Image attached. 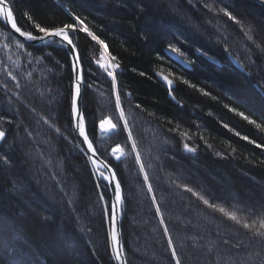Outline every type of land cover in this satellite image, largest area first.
Wrapping results in <instances>:
<instances>
[{
    "label": "trees",
    "instance_id": "obj_1",
    "mask_svg": "<svg viewBox=\"0 0 264 264\" xmlns=\"http://www.w3.org/2000/svg\"><path fill=\"white\" fill-rule=\"evenodd\" d=\"M70 13L105 41L120 65L119 92L140 161L123 129L110 135L109 150L119 145L124 159L113 160L99 144L100 113L108 110L118 122L115 90L110 78L91 76L90 57L100 45L78 31L75 42L90 85L84 94L88 131L124 189L129 264H174L161 213L182 264H264V242L242 227L254 221L253 228L264 231V131L250 123L264 128V0H15L19 25L34 35L42 34L37 23L49 29L78 24ZM248 28L253 40L244 34ZM170 46L180 49L192 71L166 55ZM28 48L50 49L67 71L37 75L29 84L33 90L27 94L25 87L20 99L0 87V126L6 133L0 143V264H117L103 210L111 204L109 193L73 133L69 56L61 46ZM162 74L175 82L174 90L161 82ZM49 88L59 97L50 112L44 104ZM70 142L79 152L70 150ZM184 186L217 209L235 212L239 223Z\"/></svg>",
    "mask_w": 264,
    "mask_h": 264
},
{
    "label": "snow or ice",
    "instance_id": "obj_2",
    "mask_svg": "<svg viewBox=\"0 0 264 264\" xmlns=\"http://www.w3.org/2000/svg\"><path fill=\"white\" fill-rule=\"evenodd\" d=\"M205 7H208V5H205ZM224 12V15L227 16L230 20L234 21L236 24L240 25L241 28H244V25L241 23L239 19H237L236 16L232 15L231 12L227 10H221ZM14 12H15V0H0V19H5L7 21L11 22V28L15 29L16 32H18L21 36H24L27 40H48L50 44L56 43L60 46L67 45V51L69 53L70 58V67L72 69V73L74 76L72 88V96H71V103H70V110H71V116L75 117L78 121L76 123V128L78 129V134L82 137V143L86 144V150L85 155L87 156L88 160L92 165H96L98 163L99 159V153L97 152L96 147L94 146L93 140L90 139L88 133L86 132V121L85 117L82 112L81 108V101H82V87H89L90 85L85 84L84 79V68H83V62L81 59V54L77 46V42H75V38L77 37V33L83 32L86 33L88 37L91 38L92 41H96L99 45L102 46V52L100 53L101 59L104 58L106 54H108L109 49L108 45L105 43L104 40L100 39L99 36H97L95 33L89 30L88 25L84 22L83 19H81L79 16L73 15V18L76 23H68L65 24L63 27H56L53 29H49L47 27H41L40 24H36L35 27L38 29L40 33H42V36H36L33 35L31 32L28 31H21V28L17 26V21L14 18ZM31 18V17H29ZM251 33V28H248L245 30L244 34L247 36L249 40H253ZM255 43V41H254ZM256 46L260 48L259 43H256ZM20 48H24L23 43L19 44ZM171 51L173 53H180V49L170 46ZM264 51V48L261 49ZM28 55H32V53H28ZM181 55H183L181 53ZM112 60H115V57H111ZM95 63L99 68H102L105 72V74L111 79L112 87L115 90V107L118 109V116L117 122H113V119L111 117H108L106 119H100L97 124L98 130H103L106 132L109 131H116L119 129H123L126 131L127 139L131 142L130 146L135 154V158L137 161H140V153L137 149V141L133 138V131L129 127V122L125 116L124 107L122 106L121 101V95L119 92V86L117 82V74L115 69L119 68V64H103L100 60H96ZM7 75L11 77L13 81H17V77L13 75L11 72H8ZM162 79L166 82L167 86L171 90L173 81L168 79L167 76H163ZM184 83H188V81H184ZM19 86V82L17 81V87ZM5 88H7V85H4ZM203 92V90H201ZM204 95H210V93L204 92ZM130 95V93H129ZM138 107V106H137ZM235 111V110H233ZM239 115L243 117L245 120H248V117L243 113L240 112ZM47 122V121H45ZM250 123L256 124V127L260 129L261 131H264V128H261L260 124H257L255 120L250 121ZM107 125V127H105ZM224 127H228L227 124L224 125ZM57 132L60 131V129H56ZM239 135V133H236ZM5 138V132L0 131V142H2ZM243 139L247 140L248 137L244 136ZM252 143H255V141H252ZM258 147L260 145H257ZM184 148L190 152H194L195 149L190 147L187 143L184 144ZM119 151L121 155H116V152ZM112 155L114 158L119 161L121 159V156L123 155V149L120 148L118 145L116 149H113ZM7 159V158H5ZM140 170L144 172V180L148 181L149 177L146 171H144V164L140 163ZM97 172L99 176L106 181V186L111 187L116 192L115 202L111 203L110 205L105 204V207L103 210L107 211L110 217V221L112 224L111 228V254L113 258L119 262V264H127V255L123 249V245L121 243L120 237L117 232V217L119 215H122V212L118 209V205H122L124 203V198L122 195L121 185L119 179L116 178V172L112 168V166L105 161L103 163V170L97 169ZM109 173V174H106ZM97 187H99V182H97ZM186 190L190 193H193L194 195H197L199 199L203 201L205 205H207L209 208L217 209V205L214 203H210V201L203 196H201L199 193L194 192V190L191 187L184 186ZM148 191L152 192V185L151 183L148 184ZM100 199L103 200V193L101 192L99 194ZM153 203H156V196L153 194L152 196ZM220 213H223V215L227 218H229L232 221H236L239 223L237 214L235 212H229L226 211L224 207H219L217 209ZM156 212L160 213V205L156 203ZM160 223L164 225L163 231L164 234L167 236V244L170 249L171 253V259L174 262V264H182L181 258L177 252V248L173 243L172 236L169 234V228L167 224L164 221L163 214L160 215ZM253 222H246L243 223L242 227L244 229L249 230L253 237L259 238L261 242H264V231H261L259 229L253 228ZM260 227L264 228V220H261ZM227 243V241H225Z\"/></svg>",
    "mask_w": 264,
    "mask_h": 264
},
{
    "label": "rangeland",
    "instance_id": "obj_3",
    "mask_svg": "<svg viewBox=\"0 0 264 264\" xmlns=\"http://www.w3.org/2000/svg\"><path fill=\"white\" fill-rule=\"evenodd\" d=\"M94 42L97 43L96 41ZM20 43L22 42L14 38L5 27L2 28L0 26V87H2L3 92L10 95L9 98L13 97L16 99H20L22 93L27 91L25 87H27L28 89L27 94L30 93V90H33L29 88V84L33 83V80L36 79L37 75H41L44 78L47 77L46 75L59 77L62 74H64V72L67 71L66 67L63 66L62 63L59 62L55 54L50 49L44 48L45 50H42V52L31 51L28 48V46L25 44H23L24 48H20L19 47ZM49 45L60 46L56 43H52ZM102 50H103L102 46L100 45V50L97 52H94L92 57H90L91 64H92L90 70L92 69L91 72L93 74L91 76H93L94 79L98 78V76H100V78L101 77L109 78L105 74L104 70L97 66V64L95 63L96 60H100L101 63L108 64V65H111L114 63V60L111 59V55L109 52L108 54L104 56L103 59H101L100 53L102 52ZM29 52L32 53V55H28ZM117 70L118 68L115 69L116 74H117ZM8 72H11L13 75L17 77V81L19 82L18 87H17V81H13L11 77L7 75ZM5 84L7 85V88L4 87ZM89 89L96 91V88L93 89L92 87H90ZM49 90L50 91L44 95L45 99L44 97H41V98L45 100V103H44L45 107L50 112L51 109H55V110L57 109V106L59 104L58 102L59 97L57 99L54 98L53 89L49 88ZM30 98H32L31 95H30ZM7 104H8V110H5V111H7L6 114L8 116H11L10 115L11 114V101L8 100ZM101 106L102 108L105 106V110H106L105 102H103ZM109 114L110 112L108 110L104 111L100 113L98 119H106L110 117L108 116ZM112 117H115V116H112ZM0 130L4 131L1 126H0ZM65 130L69 134H71L69 127L66 126ZM73 133H74V130H73ZM98 134H99L98 135L99 144L104 148V152L106 153V155L108 154L107 155L108 157L112 158L113 160H116L114 156L112 155L113 150L111 151L109 150L110 145L112 143L111 139H109L110 135H108L106 131H103V130H98ZM70 144H69V147L71 148L70 150L72 152H74V149L77 151L79 150V148L73 145L71 142ZM116 155H121V153L117 151ZM124 157H125V154L123 153L120 160L124 159Z\"/></svg>",
    "mask_w": 264,
    "mask_h": 264
},
{
    "label": "water",
    "instance_id": "obj_4",
    "mask_svg": "<svg viewBox=\"0 0 264 264\" xmlns=\"http://www.w3.org/2000/svg\"><path fill=\"white\" fill-rule=\"evenodd\" d=\"M14 18L16 19L17 21V26L21 28V26L19 25L18 23V20H17V16L14 12ZM0 21L2 22V24L4 25V27L8 30V32L14 37L16 38L18 41L22 42L23 44L27 45V46H31V47H40V46H45V45H49V41L48 40H35V41H32V40H27L24 36H21L18 32L15 31V29H12L11 28V22L10 21H7L5 19H0ZM21 31H25L21 28ZM34 35V34H33ZM43 34L41 35H36V36H42ZM68 54L69 56V53L67 51V48L68 46L65 44L63 46H61ZM166 55L173 61L175 62L176 64H178L179 66H181L182 68H184L185 70H188V71H192L193 70V66L192 64L185 60L182 55L180 53H173L171 51V49H168L166 50ZM70 59V58H69ZM235 66L238 68V69H242V65L238 62V61H235ZM163 76H167L165 74H162L160 76V80L161 82L166 86V88L168 90L169 87L167 86L166 82L162 79ZM168 79L172 80L169 76H167ZM84 79H85V75H84ZM73 80H74V76H73ZM173 81V80H172ZM86 84V82H85ZM176 87V84L175 82L173 81V85H172V88L170 91L174 90ZM85 88L86 87H82L81 91H82V101H81V108H82V112H83V115L85 117V121H86V132L88 133L89 135V131H88V124H87V120H86V116H85V109H84V94H85ZM72 122H73V130H74V133H75V136H76V139L79 143V146L81 147V149L83 150L84 154H85V151L86 150V144L82 143V137L78 134V129L76 128V123L78 122L76 120L75 117H72ZM107 127V125L105 126ZM1 131V130H0ZM116 131H109V132H106L108 135H113ZM6 136V134H5ZM90 137V135H89ZM5 139V138H4ZM91 139V137H90ZM94 143V142H93ZM95 146V144H94ZM96 147V146H95ZM97 149V148H96ZM98 152V150H97ZM99 153V152H98ZM106 160L104 158H102V156L99 154V159H98V163L94 166L90 163L91 167H92V170L94 172V174L96 175V177L104 183L105 185V189L108 191L109 193V196H110V199H111V203H114L115 202V197H116V192L109 186H106V181H104L98 174L97 172V169L99 168L100 170H103V163L105 162ZM90 162V161H89ZM107 163H109L107 161ZM110 164V163H109ZM111 165V164H110ZM112 166V165H111ZM112 168L115 170V168L112 166ZM116 172V170H115ZM106 174H109V173H106ZM116 178L119 179V176L116 172ZM120 181V179H119ZM120 185H121V190H122V195H123V198H124V189H123V186L120 182ZM118 209L122 212V215H119L117 217V222H116V225H117V232H118V235L120 237V240H121V243L123 245V249L126 253V249H125V241H124V235H123V227H122V223H123V213H124V203L122 205H118ZM111 228H112V224H111V221H110V234H111ZM116 261V260H115ZM117 264H119L118 261H116ZM127 264H129L128 262V259H127Z\"/></svg>",
    "mask_w": 264,
    "mask_h": 264
}]
</instances>
